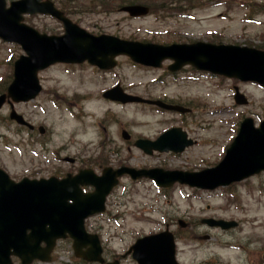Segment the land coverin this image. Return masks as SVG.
<instances>
[{
	"label": "rangeland",
	"instance_id": "rangeland-1",
	"mask_svg": "<svg viewBox=\"0 0 264 264\" xmlns=\"http://www.w3.org/2000/svg\"><path fill=\"white\" fill-rule=\"evenodd\" d=\"M53 1L93 33L160 44L218 41L264 48V0ZM129 3L145 4L151 12L130 17L119 11ZM25 22L42 32H61L60 24L48 16H28ZM22 53L17 44L0 40V84L9 83L13 61ZM117 62L107 72L87 63L42 71L40 96L14 104L32 128L10 120L7 106L0 110V167L16 180L38 176V165L46 159L38 155L41 140L49 141L46 146L67 147L70 156L81 154L88 163L102 164L100 169L120 163L135 169L196 171L221 160L242 117L258 123L264 113V89L257 85L234 82L248 99L246 106H237L232 83L223 78L195 75L187 67L175 75L164 74L169 61L162 68L135 64L126 56H118ZM116 83L133 95L178 101L187 107L185 115L103 99L100 92ZM175 125L195 141L176 154L128 149L117 135L127 129L154 139ZM193 190L183 185L163 189L150 178L125 175L107 197L105 213L90 218L87 225L100 234L109 261L136 237L162 229L166 215H176L188 223L182 226L178 249L183 264H264V172L215 190ZM213 214L229 216L238 226L223 232L201 224V217ZM57 249L45 264H80L70 242H59Z\"/></svg>",
	"mask_w": 264,
	"mask_h": 264
},
{
	"label": "water",
	"instance_id": "water-1",
	"mask_svg": "<svg viewBox=\"0 0 264 264\" xmlns=\"http://www.w3.org/2000/svg\"><path fill=\"white\" fill-rule=\"evenodd\" d=\"M122 9L131 15L144 14L148 10L140 5ZM36 12L48 13L61 19L64 34H40L22 22L23 13ZM0 38L19 43L26 53L14 62L13 80L8 86L7 94L0 95V106L6 96L13 101L34 98L40 90L37 72L51 63L87 60L99 68H110L114 66V56L117 54H126L136 62L154 66H158L162 59L170 58L173 60L169 66L172 70L189 63L198 69L244 81H256L264 86V50L204 42L163 46L122 40L112 35L96 36L66 20L48 0H17L10 2L8 7L5 6V0H0ZM104 96L123 102L135 99L121 93L117 87L106 91ZM235 100L237 103L245 102L239 93L235 95ZM9 115L18 123L25 124L13 109ZM178 131L179 129H172L154 142H145L144 150L148 153L151 148L180 151L185 143L178 137L169 135L170 132ZM260 170H264V119L258 128H254L250 118L242 121L223 159L215 167L199 172L165 171L158 168L115 171L104 169L101 176L82 171L68 183L61 181L58 184H48L27 178L14 182L0 169V264H11L10 254L18 256L23 264L34 258L48 260L55 239L66 236V233L73 239L76 255L82 256L78 253L81 246L89 245L82 257L100 261L98 239L95 235L85 233L83 219L88 214L103 210L105 196L117 182L116 176L123 172L130 173L133 178L141 174L150 176L162 186L179 181L192 186L214 188ZM78 183L90 184L94 190L85 195L60 191L67 185L77 186ZM67 200L72 202L67 203ZM151 239L152 237L142 238L135 245V249L137 247L138 252L143 253L142 262L147 264L163 261L164 249L169 241L165 234L154 237L155 241L163 242L162 245L150 241ZM41 242H45V247H40Z\"/></svg>",
	"mask_w": 264,
	"mask_h": 264
},
{
	"label": "flooded vegetation",
	"instance_id": "flooded-vegetation-1",
	"mask_svg": "<svg viewBox=\"0 0 264 264\" xmlns=\"http://www.w3.org/2000/svg\"><path fill=\"white\" fill-rule=\"evenodd\" d=\"M39 141V140H38ZM49 142V141H44ZM45 145V144H44ZM129 149V146H127ZM45 153L48 158H52L51 161L45 160L41 161L38 165V178H49L56 177L62 178L68 174H74L83 166L86 165L85 160L82 158L81 154L70 156L68 154L67 147L60 148V146H51L40 151V155L44 156ZM45 157V156H44ZM79 162V163H78ZM218 209V208H215ZM212 218L218 219L219 215L213 214ZM201 221V220H200ZM188 224L187 221H180L179 218L168 217V220L165 222V227L170 228L174 238L180 237L183 232L182 226ZM223 232L230 231V229L222 230L219 227H215Z\"/></svg>",
	"mask_w": 264,
	"mask_h": 264
}]
</instances>
